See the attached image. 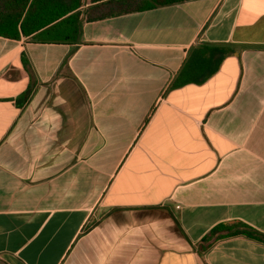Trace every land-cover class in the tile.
<instances>
[{
    "label": "crops",
    "instance_id": "obj_1",
    "mask_svg": "<svg viewBox=\"0 0 264 264\" xmlns=\"http://www.w3.org/2000/svg\"><path fill=\"white\" fill-rule=\"evenodd\" d=\"M242 228L264 234V0L0 35V264H264Z\"/></svg>",
    "mask_w": 264,
    "mask_h": 264
},
{
    "label": "trees",
    "instance_id": "obj_2",
    "mask_svg": "<svg viewBox=\"0 0 264 264\" xmlns=\"http://www.w3.org/2000/svg\"><path fill=\"white\" fill-rule=\"evenodd\" d=\"M81 9L83 0H0V35L18 38L41 31L45 37L57 41L78 37L82 20L92 21L132 11L181 3L187 0H89ZM219 55L214 66L197 72L187 65L182 71L181 83L201 82L218 67L221 58L230 51L225 44L218 46ZM216 228L214 229V231ZM213 231V232H214ZM248 236L264 241V234L252 229H237Z\"/></svg>",
    "mask_w": 264,
    "mask_h": 264
},
{
    "label": "rangeland",
    "instance_id": "obj_3",
    "mask_svg": "<svg viewBox=\"0 0 264 264\" xmlns=\"http://www.w3.org/2000/svg\"><path fill=\"white\" fill-rule=\"evenodd\" d=\"M85 0H83V4H84Z\"/></svg>",
    "mask_w": 264,
    "mask_h": 264
}]
</instances>
